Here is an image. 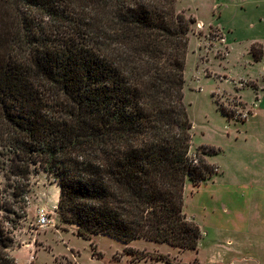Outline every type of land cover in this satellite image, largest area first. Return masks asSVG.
<instances>
[{
    "label": "trees",
    "instance_id": "16d2710c",
    "mask_svg": "<svg viewBox=\"0 0 264 264\" xmlns=\"http://www.w3.org/2000/svg\"><path fill=\"white\" fill-rule=\"evenodd\" d=\"M194 22L176 0H0V264H15L36 169L54 178L57 213L77 236L197 250L184 186L217 167L204 151L190 156L183 88ZM250 53L259 61L264 49Z\"/></svg>",
    "mask_w": 264,
    "mask_h": 264
},
{
    "label": "rangeland",
    "instance_id": "374dc122",
    "mask_svg": "<svg viewBox=\"0 0 264 264\" xmlns=\"http://www.w3.org/2000/svg\"><path fill=\"white\" fill-rule=\"evenodd\" d=\"M176 9L195 20L183 88L190 156L204 151L217 167V174L199 187L184 186L183 214L202 234L197 252L143 239L124 244L104 235L91 241L77 236L55 213L59 192L54 178L36 169L25 196L27 217L9 250L15 264H167L155 260L157 254H168L173 264H264V82L259 81V104L256 91L245 87L251 84L247 79L263 75L247 49L252 40L264 39V0H176ZM218 27L229 37L227 58ZM39 210L51 219L45 228L37 224ZM128 248L146 258L135 261L126 254Z\"/></svg>",
    "mask_w": 264,
    "mask_h": 264
},
{
    "label": "crops",
    "instance_id": "0c3cea01",
    "mask_svg": "<svg viewBox=\"0 0 264 264\" xmlns=\"http://www.w3.org/2000/svg\"><path fill=\"white\" fill-rule=\"evenodd\" d=\"M219 28V27H218ZM220 29V28H219ZM221 30V29H220ZM222 31V33H223V39L222 40H224V42H225V44L227 45V48H228V50H227V52H226V56H225V58H227L228 57V55H230V52H231V47L229 46V45H231V44H229L228 43V35H226V33L223 31V30H221ZM252 44H260L262 47H263V49H264V39H255V40H252L250 43H249V46H248V49H247V52H248V54H250L251 55V57H252V54L250 53V47H251V45ZM224 58V59H225ZM252 59H253V57H252ZM253 61L255 62V63H260L261 64V67H262V72H263V75L262 76H260V79L258 80L257 78H255V79H253V78H249V79H247L246 81H250L251 82V84H249V85H247V86H245V87H250V88H252L253 90H255L256 91V100H257V103L259 104V103H261V98L262 97H259V91L260 90H263L262 89V86L260 85V83H259V81H261V82H264V54H263V56H262V58L259 60V61H255L254 59H253ZM245 82V81H244ZM241 83H238V85H236L238 88H239V90H240V88H242L241 87ZM236 86H235V88H236ZM239 97H240V99H241V96L239 95ZM243 102V101H242ZM244 103V102H243ZM245 104V103H244ZM55 209L57 210V205L55 206ZM55 213H57V211H55ZM201 236H202V234H201ZM201 238V237H200ZM138 240V239H137ZM144 240V239H143ZM200 240V239H199ZM134 241V240H133ZM133 241H131V242H133ZM147 241V240H146ZM131 242H128V243H126V244H130ZM151 242V241H150ZM199 242V241H198ZM153 243H155V242H153ZM156 244H163V243H156ZM167 245V244H166ZM29 248H34L33 246H32V243H30V244H28L27 245ZM171 247V246H170ZM176 249H178V248H176ZM186 251V250H185ZM195 252H197V250L195 251ZM166 255H168V254H166ZM197 264H198V262H197Z\"/></svg>",
    "mask_w": 264,
    "mask_h": 264
},
{
    "label": "built area",
    "instance_id": "2783aa9c",
    "mask_svg": "<svg viewBox=\"0 0 264 264\" xmlns=\"http://www.w3.org/2000/svg\"><path fill=\"white\" fill-rule=\"evenodd\" d=\"M51 223V219L48 216V213L44 210L38 211L37 224L40 228H45Z\"/></svg>",
    "mask_w": 264,
    "mask_h": 264
}]
</instances>
